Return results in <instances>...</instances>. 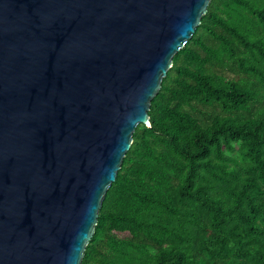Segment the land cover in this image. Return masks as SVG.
<instances>
[{
  "label": "water",
  "instance_id": "1",
  "mask_svg": "<svg viewBox=\"0 0 264 264\" xmlns=\"http://www.w3.org/2000/svg\"><path fill=\"white\" fill-rule=\"evenodd\" d=\"M210 3L0 0V264H83Z\"/></svg>",
  "mask_w": 264,
  "mask_h": 264
},
{
  "label": "trees",
  "instance_id": "2",
  "mask_svg": "<svg viewBox=\"0 0 264 264\" xmlns=\"http://www.w3.org/2000/svg\"><path fill=\"white\" fill-rule=\"evenodd\" d=\"M83 264H264V0H211Z\"/></svg>",
  "mask_w": 264,
  "mask_h": 264
}]
</instances>
